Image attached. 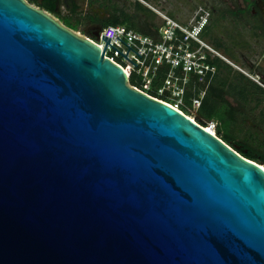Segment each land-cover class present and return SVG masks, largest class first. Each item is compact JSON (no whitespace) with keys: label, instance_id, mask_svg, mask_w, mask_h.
Listing matches in <instances>:
<instances>
[{"label":"water","instance_id":"obj_1","mask_svg":"<svg viewBox=\"0 0 264 264\" xmlns=\"http://www.w3.org/2000/svg\"><path fill=\"white\" fill-rule=\"evenodd\" d=\"M102 38L0 0V264H264V164L133 87Z\"/></svg>","mask_w":264,"mask_h":264},{"label":"built area","instance_id":"obj_2","mask_svg":"<svg viewBox=\"0 0 264 264\" xmlns=\"http://www.w3.org/2000/svg\"><path fill=\"white\" fill-rule=\"evenodd\" d=\"M162 17L153 34L139 31L128 23H118L104 26L98 37H84L98 44L102 52L106 44L103 35L110 37L109 42L123 53L129 49L127 56L137 64L110 43L104 57L121 66L128 81L133 76L136 84L133 87L167 103L205 128L216 130L213 121H204V124L198 120L200 107L218 71L213 58L219 56L232 62L203 36L208 11L200 9L188 22L167 14Z\"/></svg>","mask_w":264,"mask_h":264},{"label":"rangeland","instance_id":"obj_3","mask_svg":"<svg viewBox=\"0 0 264 264\" xmlns=\"http://www.w3.org/2000/svg\"><path fill=\"white\" fill-rule=\"evenodd\" d=\"M135 0H116L119 7H125L129 12H135ZM148 6L152 14L142 13L138 11L140 22L149 20L153 24L162 22V14H167L182 22H188L202 8L214 13L215 20L218 21L217 26L212 31L217 37H220L226 45H232V52L236 58L224 53L221 48H216L211 38L206 40L222 53L232 63L229 73L221 70V75H228V80L232 83L238 81V71L243 72L251 82H257L260 86H264V42L250 31L249 27L242 26L239 22L232 23L229 20L218 19L219 9H236L241 7L245 0H139ZM213 36V35H212ZM84 37V36H83ZM258 80H256V79ZM253 79V80H252ZM255 80V81H254ZM247 82V83H248ZM250 91L244 95H240L234 91V87L229 91L226 89L220 96V100L224 102L223 120H220L221 129L231 134L235 139L250 143L253 147L264 152V90H259L249 85ZM247 96V97H246ZM199 118V117H198ZM204 123V120L201 119ZM213 121L216 126L218 122ZM205 124V123H204ZM203 125V124H202ZM217 136V129L215 130ZM221 138V136H219Z\"/></svg>","mask_w":264,"mask_h":264},{"label":"flooded vegetation","instance_id":"obj_4","mask_svg":"<svg viewBox=\"0 0 264 264\" xmlns=\"http://www.w3.org/2000/svg\"><path fill=\"white\" fill-rule=\"evenodd\" d=\"M29 4L42 9L53 17L57 22L72 30L80 36L94 37L100 33L108 20L112 17L113 4L116 0H25ZM204 9V8H202ZM206 10V9H204ZM208 11L207 28L215 29L218 21ZM232 10L236 13H229ZM226 12L224 16L221 13ZM218 19L229 20L236 25L239 22L242 26L249 27L259 39L264 42V0H245L241 7L236 9H219ZM264 45V44H263ZM264 87V86H263Z\"/></svg>","mask_w":264,"mask_h":264},{"label":"trees","instance_id":"obj_5","mask_svg":"<svg viewBox=\"0 0 264 264\" xmlns=\"http://www.w3.org/2000/svg\"><path fill=\"white\" fill-rule=\"evenodd\" d=\"M133 4L135 7V12H129L125 7H119L118 3L114 2L112 17L108 20V24L128 23L130 26L134 27L135 29L139 31H142L144 33L153 34L158 24H153L149 20H145L144 22H140L139 20H137L138 11L142 13H147V14L148 13L152 14L153 12L148 6H146L139 0H135ZM227 11L229 13H236V12H233L232 10H227ZM225 14L226 12L222 11L221 15L224 16ZM203 36L205 38L207 37L211 38L213 44L215 45L217 49L221 48L224 50V53L231 56L232 58H236V55L232 52V49H231L232 45L230 46L226 45L220 37H217L214 34H212V31L209 30L207 27H206V30L203 32ZM213 62L217 65L218 71L213 79V82L208 90L206 97L203 99L202 105L200 107V118L198 120L201 121L202 119L204 121H210V120L216 119L218 122L216 129H217L218 135L221 136L222 139H224L227 143L231 144L235 149L241 152L244 156L254 159L264 164V152L263 151L253 147L248 142L235 139L231 134L224 132L220 126V120H223L222 119L223 118L222 112L224 109L223 107H225L224 102L220 100V96L222 95L226 87H227L226 91H229L230 88L234 87V91H236L240 95H244L246 91L248 95L250 91L249 85L251 84L253 87L258 88L259 90H264V87L257 84V82H251L249 84L248 82L250 81L249 77L241 71L237 72L238 81H236V83L234 84L228 80L227 74L221 75V72H220L221 70H224L225 72L229 73L232 68L231 64L219 56H215L213 58ZM129 83L131 85H136L133 76L129 77Z\"/></svg>","mask_w":264,"mask_h":264},{"label":"bare ground","instance_id":"obj_6","mask_svg":"<svg viewBox=\"0 0 264 264\" xmlns=\"http://www.w3.org/2000/svg\"><path fill=\"white\" fill-rule=\"evenodd\" d=\"M191 118V117H190ZM192 119V118H191ZM193 120V119H192ZM206 129H208L212 134H216L215 133V130H213V129H209V128H206Z\"/></svg>","mask_w":264,"mask_h":264},{"label":"crops","instance_id":"obj_7","mask_svg":"<svg viewBox=\"0 0 264 264\" xmlns=\"http://www.w3.org/2000/svg\"><path fill=\"white\" fill-rule=\"evenodd\" d=\"M253 80V79H252ZM255 81V80H254Z\"/></svg>","mask_w":264,"mask_h":264}]
</instances>
